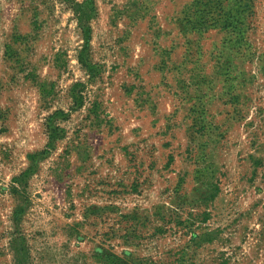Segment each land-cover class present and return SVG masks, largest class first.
I'll use <instances>...</instances> for the list:
<instances>
[{
	"label": "rangeland",
	"instance_id": "obj_1",
	"mask_svg": "<svg viewBox=\"0 0 264 264\" xmlns=\"http://www.w3.org/2000/svg\"><path fill=\"white\" fill-rule=\"evenodd\" d=\"M243 1L0 0V264H264V0Z\"/></svg>",
	"mask_w": 264,
	"mask_h": 264
},
{
	"label": "trees",
	"instance_id": "obj_2",
	"mask_svg": "<svg viewBox=\"0 0 264 264\" xmlns=\"http://www.w3.org/2000/svg\"><path fill=\"white\" fill-rule=\"evenodd\" d=\"M244 2H245V4H244ZM207 4H208V2H207ZM243 4H244V5H242L243 11L249 10L250 6L249 5L247 6L246 0L243 1ZM79 7H80L81 10H88V16H87L88 18L86 20H84V21L89 22L95 15L94 8L91 7L89 3H83ZM80 9H77V13L81 15L84 12H81ZM208 12H209V14L211 13L210 10ZM231 20L232 19H230L229 17H227V19L224 20V23H225V25L223 26L224 29L228 28L230 25H233V22ZM79 21L81 23L80 27L83 29L84 42H85V44L83 46V49L81 50V53H80V56H79V61L88 70V72L91 73V75H94V73H93L94 68L92 67V65L85 58V54L87 53V51H88V49L90 47V42H91V38H92L91 37V35H92L91 28L88 25V23H86V24L83 23V18L82 17L79 18ZM77 85H82V84H77ZM76 86H75V89H76ZM72 92H74V91H72ZM74 100H75V103L78 104V106H77L78 108L82 107V102L80 103L79 97H77L75 94H74ZM60 112H63V111L60 110ZM55 132H58V130L56 129ZM55 132L53 130L50 131L51 134H49V143L47 144L46 149L44 150V152L41 153V155L44 156L46 154V152H48L47 149L51 148L50 146H52V143L55 142L58 139L59 136H56ZM36 156H37L36 154H30L28 156V158L32 160Z\"/></svg>",
	"mask_w": 264,
	"mask_h": 264
},
{
	"label": "crops",
	"instance_id": "obj_3",
	"mask_svg": "<svg viewBox=\"0 0 264 264\" xmlns=\"http://www.w3.org/2000/svg\"><path fill=\"white\" fill-rule=\"evenodd\" d=\"M7 51H8V49H7ZM27 75H29V74H27ZM32 81L35 83V79H34V78L32 79ZM40 90H41V94H44V93L46 92V91H43L42 88H40ZM71 98L73 99L74 104H75V100H74V92H71ZM80 108H81V107H80ZM58 111H60V110H58ZM61 111H63V110H61ZM30 154H31V153H30ZM30 154H29V155H30ZM29 155H28V156H29Z\"/></svg>",
	"mask_w": 264,
	"mask_h": 264
}]
</instances>
